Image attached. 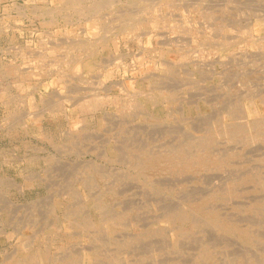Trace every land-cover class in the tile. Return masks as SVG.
Returning a JSON list of instances; mask_svg holds the SVG:
<instances>
[{"label": "rangeland", "instance_id": "rangeland-1", "mask_svg": "<svg viewBox=\"0 0 264 264\" xmlns=\"http://www.w3.org/2000/svg\"><path fill=\"white\" fill-rule=\"evenodd\" d=\"M0 60V264H264V0H0Z\"/></svg>", "mask_w": 264, "mask_h": 264}, {"label": "bare ground", "instance_id": "bare-ground-1", "mask_svg": "<svg viewBox=\"0 0 264 264\" xmlns=\"http://www.w3.org/2000/svg\"><path fill=\"white\" fill-rule=\"evenodd\" d=\"M96 1V0H95ZM100 1H102V0H100ZM99 2V1H98ZM168 6V5H167ZM168 8V7H167ZM57 9V8H56ZM168 10V9H167ZM173 10V9H172ZM170 11V10H169ZM165 12H167V11H165ZM18 13V12H17ZM46 13H47V11H46ZM49 13V12H48ZM21 14V13H20ZM22 15H24L23 13H22ZM192 17V16H191ZM258 20V19H257ZM174 23V22H173ZM172 23V24H173ZM262 23V22H261ZM175 25V24H174ZM178 25V24H177ZM169 27H170V24H169ZM252 28V27H251ZM255 28H256V26H255ZM191 30V29H190ZM253 31V30H252ZM260 33V32H259ZM188 34V33H187ZM154 36V35H153ZM245 36V35H244ZM258 36V35H257ZM250 38V37H249ZM152 39V38H151ZM200 39V38H199ZM226 39V38H225ZM256 39V38H255ZM201 40V39H200ZM253 41V40H252ZM216 44H218V43H216ZM227 45V44H226ZM216 46V45H215ZM218 46V45H217ZM248 46V45H247ZM212 47V46H211ZM217 49V48H216ZM224 49V48H223ZM263 49V48H262ZM221 51V50H220ZM226 51V50H225ZM254 51V50H253ZM230 52V51H229ZM17 54V53H16ZM19 54V53H18ZM15 55V54H14ZM225 55V54H224ZM16 56H19V55H16ZM223 56V55H222ZM18 58V57H17ZM21 58V57H20ZM25 58V57H24ZM22 59H23V57H22ZM30 59V58H29ZM2 60V59H1ZM0 60V61H1ZM4 60V59H3ZM2 60V61H3ZM20 62V61H19ZM5 63V62H4ZM16 63V62H15ZM2 64V63H1ZM10 63H8V65H9ZM12 65V64H11ZM95 65V64H94ZM7 66V65H6ZM16 66V65H15ZM10 67V66H9ZM23 67V66H22ZM34 67V66H33ZM117 67V66H116ZM4 68V67H3ZM7 68H8V66H7ZM21 68V67H20ZM26 68V67H25ZM15 69V68H14ZM14 69H13V71H14ZM24 69V68H23ZM33 70V69H32ZM5 71V70H4ZM19 71H21V70H19ZM23 71V70H22ZM21 71V72H22ZM36 71V70H35ZM39 71V70H38ZM37 71V72H38ZM6 72V71H5ZM34 72V71H33ZM4 73V72H3ZM3 73H1V74H3ZM16 73V72H15ZM36 73V72H35ZM86 73H87V71H86ZM17 74V73H16ZM23 74V73H22ZM23 75H25V74H23ZM27 76V75H26ZM16 77V76H15ZM15 77H13V78H15ZM17 77H19V76H17ZM17 80H19V79H17ZM21 80V79H20ZM25 80V79H24ZM144 83V82H143ZM5 85V84H4ZM14 86V85H13ZM27 86V85H26ZM3 87V86H2ZM1 87V88H2ZM4 87H6V86H4ZM3 87V88H4ZM15 87H16V85H15ZM61 87V86H60ZM8 88V87H7ZM33 88H34V86H33ZM144 89H146V88H144ZM4 90V89H3ZM36 90V89H35ZM161 90H163V89H161ZM160 90V91H161ZM165 90V89H164ZM149 91H150V89H149ZM154 91V90H153ZM166 91V90H165ZM170 90H168V92H169ZM145 92V91H144ZM150 92H152V91H150ZM32 93V92H31ZM141 93H143V92H141ZM149 93V92H148ZM147 93V94H148ZM154 93V92H153ZM144 94V93H143ZM146 94V93H145ZM147 94H146V96H147ZM150 94V93H149ZM163 94V93H162ZM172 94V93H171ZM15 96V95H14ZM145 96V95H144ZM154 96V95H153ZM153 96H149V98L151 97H153ZM158 96V95H157ZM163 96H164V94H163ZM26 97V96H25ZM165 97V96H164ZM14 98V97H13ZM146 98V97H145ZM159 98V97H158ZM17 99H19V97L17 98ZM24 99V98H23ZM155 99H157V98H155ZM163 99V98H162ZM166 99V98H165ZM172 99V98H171ZM175 99V98H174ZM253 99V98H252ZM251 99V100H252ZM148 100V99H147ZM152 100H153V98H152ZM158 100V99H157ZM170 100V99H169ZM249 100V99H248ZM24 101V100H23ZM22 101V102H23ZM26 101V100H25ZM159 101V100H158ZM174 101V100H173ZM11 102V101H10ZM17 102H18V100H17ZM21 102V103H22ZM137 102V101H136ZM139 102H141V101H139ZM172 102V101H171ZM246 102V101H245ZM250 102V101H249ZM252 102V101H251ZM18 103H20V102H18ZM149 103H151V102H149ZM156 103H158V102H156ZM7 104H9V103H7ZM133 104H135V103H133ZM137 104H138V102H137ZM159 104V103H158ZM21 105V104H20ZM19 105V106H20ZM142 105V104H141ZM148 105V104H147ZM154 105V104H153ZM185 105V104H184ZM134 106V105H133ZM137 106V105H136ZM162 105H160V107H161ZM28 107H30L29 105H28ZM35 107V106H34ZM46 107V106H45ZM139 107V106H138ZM154 107V106H153ZM171 107V106H170ZM185 107H186V105H185ZM189 107V106H188ZM231 107V106H230ZM248 107V106H247ZM5 108V107H4ZM20 108V107H19ZM22 108V107H21ZM49 108V107H48ZM53 108H54V106H53ZM141 108H142V106H141ZM162 108V107H161ZM184 108V107H183ZM243 108V107H242ZM253 108H254V106H253ZM135 109V108H134ZM227 109V108H226ZM232 109V108H231ZM230 109V110H231ZM238 109V108H237ZM239 109H240V107H239ZM248 109V108H247ZM255 109V108H254ZM253 109V110H254ZM13 110V109H12ZM15 110H16V108H15ZM47 111H48V109H46ZM243 110V109H242ZM259 110V109H258ZM14 111V110H13ZM50 111V110H49ZM167 111V110H166ZM244 111V110H243ZM249 111V110H248ZM17 112V111H16ZM152 112V111H151ZM162 112H163V110H162ZM161 112V113H162ZM229 112V111H228ZM158 113H160V112H158ZM167 113V112H166ZM169 113V112H168ZM171 113V112H170ZM169 113V114H170ZM189 113V112H188ZM243 113V112H242ZM245 113V112H244ZM251 113V112H250ZM168 114V115H169ZM228 114H230V113H228ZM227 114V115H228ZM234 114V113H233ZM239 114V113H238ZM241 114V113H240ZM260 114V113H259ZM251 115V114H250ZM162 116V115H161ZM243 116H245V115H242V117L241 118H243ZM12 117V116H11ZM169 117H170V115H169ZM239 117V116H238ZM246 117V116H245ZM250 117V116H249ZM252 117V116H251ZM5 118V117H4ZM14 118V117H13ZM259 118L261 119V117L259 116ZM161 119V118H160ZM172 119V118H171ZM229 119H231V117L229 118ZM235 120L237 119V118H234ZM240 119V118H239ZM245 118H243V120H244ZM264 119V118H263ZM19 120V119H18ZM25 120V119H24ZM163 120V119H162ZM223 120V119H222ZM246 120V119H245ZM252 120H254V119H252ZM251 120V121H252ZM258 120V119H257ZM20 121V120H19ZM218 121V120H217ZM238 121V120H237ZM250 121V120H249ZM248 121V122H249ZM6 122V121H5ZM256 122V121H255ZM263 122V121H262ZM261 122V123H262ZM17 123V122H16ZM30 123H31V121H30ZM222 123H224V122H222ZM235 123H237V122H235ZM243 123V122H242ZM258 123V122H257ZM260 123V124H261ZM6 124V123H5ZM15 124V123H14ZM21 124H25V123H21ZM233 124V123H232ZM253 124V123H252ZM19 125H20V123H19ZM226 125V124H225ZM224 125V126H225ZM236 125V124H235ZM241 125V124H240ZM246 125V124H245ZM244 125V126H245ZM255 125V124H254ZM20 126H22V125H20ZM227 126V125H226ZM231 126V125H230ZM229 126V127H230ZM233 126V125H232ZM238 126V125H237ZM256 126V125H255ZM255 126H252L253 128H255ZM264 126V125H263ZM1 127L3 128V126H1L0 125V130H1ZM10 127V126H9ZM257 127V126H256ZM36 128V127H35ZM228 128V127H227ZM243 128V127H242ZM247 128V127H246ZM260 128H262V127H260ZM7 129V128H6ZM212 129V128H211ZM217 129V128H216ZM246 131H250V130H247V129H245ZM215 131V130H214ZM255 131H256V129H255ZM3 132V131H2ZM32 132V131H31ZM37 132V131H36ZM39 132V131H38ZM213 132V131H212ZM230 132V131H229ZM228 132V133H229ZM235 133H238V132H234V134ZM259 133V132H258ZM261 133H263L264 134V132L263 131H261ZM220 134V133H219ZM229 134H231V133H229ZM260 134V133H259ZM37 135V134H36ZM211 135V134H210ZM213 135V134H212ZM216 135V134H215ZM231 135H233V132H232V134ZM255 135V134H254ZM262 135V134H261ZM218 136H220V135H218ZM229 136V135H228ZM210 137V136H209ZM225 137H227V136H225ZM232 137V136H231ZM255 137V136H254ZM219 138V137H218ZM229 138V137H228ZM242 138V137H241ZM241 138H240V140H241ZM244 138V137H243ZM246 138H247V136H246ZM46 139V138H45ZM205 139V138H204ZM221 139V138H220ZM236 139H238V138H236ZM245 139V138H244ZM255 139V138H254ZM233 140V139H232ZM195 141V140H194ZM208 141H210V140H208ZM202 142H203V140H202ZM205 142V141H204ZM207 142V141H206ZM78 143V142H77ZM195 143V142H194ZM207 144V143H206ZM211 144V143H210ZM17 145V144H16ZM20 145V144H19ZM192 145V144H191ZM207 146V145H206ZM206 146H204V148H206ZM147 149V148H146ZM185 149V148H184ZM148 150V149H147ZM200 150V149H199ZM178 151V150H177ZM183 151V150H182ZM228 151V150H227ZM234 151V150H233ZM123 152H125V151H123ZM201 152V151H200ZM182 153V152H181ZM144 154V153H143ZM156 154V153H155ZM166 154V153H165ZM164 154V155H165ZM168 154H170V152L168 153ZM201 154V153H200ZM149 154H147V156H148ZM163 155V154H162ZM163 155V156H164ZM167 155V154H166ZM211 155V154H210ZM210 155H208V157H210ZM223 155H225V154H223ZM135 156V155H134ZM139 156V155H138ZM143 156H145V154L143 155ZM151 156H155V155H151ZM150 156V157H151ZM161 156V155H160ZM162 156V157H163ZM169 156V155H168ZM228 156V155H227ZM231 156V155H230ZM156 157V156H155ZM174 157V156H173ZM135 158V157H134ZM133 158V159H134ZM142 158V157H141ZM157 158H159V157H157ZM169 158V157H168ZM167 158V159H168ZM171 158V157H170ZM179 159V158H178ZM144 160V159H143ZM147 160V159H146ZM146 160H145V162H146ZM174 160V159H173ZM210 160V159H209ZM136 161V160H135ZM147 161H149V160H147ZM155 161V160H154ZM161 161V160H160ZM164 161V160H163ZM166 161V160H165ZM205 161H206V159H205ZM149 162H151V161H149ZM175 162V161H174ZM173 162V163H174ZM204 162V161H203ZM206 162H208V161H206ZM130 163V162H129ZM157 164H158V161L156 162ZM166 163V162H165ZM189 163V162H188ZM202 163V162H201ZM212 163V162H211ZM217 163V162H216ZM139 164V163H138ZM140 164H142V162L140 163ZM145 164H148V163H145ZM154 164V163H153ZM161 164V163H160ZM176 164V163H175ZM198 164V163H197ZM94 165V164H93ZM168 165V164H167ZM177 165V164H176ZM175 165V166H176ZM201 165V164H200ZM144 165H142V167H143ZM148 166V165H147ZM151 166H152V162H151ZM161 167H158V168H161L162 170L164 169L163 168V166L162 165H160ZM169 166V165H168ZM179 166H180V164H179ZM193 166V165H192ZM198 167H199V165H198ZM135 168H136V166H135ZM140 168V167H139ZM144 168V167H143ZM146 168H149V167H146ZM150 168H152V167H150ZM195 168V167H194ZM197 168V167H196ZM154 169V168H153ZM161 169H160V172H161ZM143 170H145V169H143ZM89 171V170H88ZM136 171V170H135ZM155 171V170H154ZM156 171H157V169H156ZM166 171V170H165ZM168 171V170H167ZM164 172V171H163ZM87 173V172H86ZM91 173V172H90ZM159 173V172H158ZM86 175V174H85ZM89 175V174H88ZM132 175V174H131ZM141 175H143V174H141ZM145 175H146V172H145ZM153 175V174H152ZM92 176V175H91ZM86 177H90V175L89 176H86ZM92 177H94V176H92ZM92 177H91V180H92ZM140 177V176H139ZM146 177V176H145ZM144 178V177H143ZM147 178V177H146ZM94 180H95V178H93ZM100 179V178H99ZM85 180H87V179H85ZM88 181H89V178H88ZM90 182V181H89ZM92 182V181H91ZM156 182V181H155ZM84 183H86V182H84ZM90 184V183H89ZM83 185V184H82ZM84 186H86V188H87V184H84ZM95 186V185H94ZM81 187H83V186H81ZM88 188H89V186H88ZM90 189H91V184H90ZM90 189H89V191H90ZM68 192V191H67ZM80 192V191H79ZM87 192V191H86ZM80 194V193H79ZM108 194V193H107ZM114 194V193H113ZM117 194V193H116ZM87 196V195H86ZM109 196V195H108ZM112 196V195H111ZM74 197V196H73ZM90 197V196H89ZM93 197V196H92ZM92 197H90L89 198V200H91V198ZM101 197V196H100ZM95 198V197H94ZM97 199H99L98 197H97ZM88 200V201H89ZM203 200V199H202ZM95 201H97V200H95ZM94 201V202H95ZM99 201V200H98ZM105 201V200H104ZM186 201V200H185ZM190 201V200H189ZM208 201V200H207ZM101 202H103L102 200H101ZM108 202V201H107ZM98 203V202H97ZM149 203V202H148ZM186 203V202H185ZM193 203V202H192ZM92 204V203H91ZM105 204V203H104ZM190 204V203H189ZM61 205V204H60ZM94 205V204H93ZM92 205V206H93ZM96 205H99V203L98 204H95V206ZM130 206H131V204H129ZM210 205V204H209ZM57 206H58V204H57ZM101 206V205H100ZM150 206V205H149ZM194 206V205H193ZM202 206V205H201ZM60 207V206H59ZM94 207V206H93ZM127 207V206H126ZM159 207V206H158ZM169 206H167V208H168ZM173 207V206H172ZM210 207V206H209ZM61 208V207H60ZM97 208V207H96ZM98 208H100V207H98ZM104 208H106V207H104ZM112 208V207H111ZM123 208V207H122ZM181 208V207H180ZM95 209V208H94ZM100 209H102V207L100 208ZM104 209H102V211H103ZM187 210V209H186ZM189 210V209H188ZM91 212V211H90ZM98 212H99V210H98ZM101 212V211H100ZM106 212H104V214H105ZM167 213V212H166ZM178 213V212H177ZM200 213V212H199ZM205 213H207V212H205ZM107 214V213H106ZM167 214H169V213H167ZM202 214V213H201ZM102 215V214H101ZM108 215H110V214H108ZM188 215V214H187ZM210 215V214H209ZM70 216V215H69ZM103 216V215H102ZM107 216V215H106ZM190 216H191V214H190ZM189 216V217H190ZM214 216H217V215H214ZM220 216V215H219ZM112 217V216H111ZM114 217H115V215H114ZM126 217V216H125ZM163 217V216H162ZM170 217V216H169ZM175 217H176V214H175ZM192 217V216H191ZM195 217V216H194ZM208 217V216H207ZM67 218H68V216H67ZM103 218V217H102ZM167 218V217H166ZM172 218V217H171ZM213 218V217H212ZM211 218V219H212ZM117 219V218H116ZM177 219V218H176ZM187 219V218H186ZM189 219V218H188ZM208 219V218H207ZM125 220V219H124ZM178 220V219H177ZM190 220V219H189ZM202 220V219H201ZM213 220H215L216 221V219H213ZM221 220V219H220ZM223 220H225V219H223ZM181 221V220H180ZM196 221H197V219H196ZM170 222H172V221H170ZM176 222V221H175ZM182 222H184V221H182ZM187 222V221H186ZM199 222H200V220H199ZM225 223H227V222H225ZM183 224V223H182ZM196 224V223H195ZM223 224V223H222ZM231 224H233V223H231ZM121 225V224H120ZM162 225V224H161ZM168 225V224H167ZM173 225V224H172ZM190 225V227H192L191 226V224H189ZM119 226V225H118ZM224 226H227V225H223V227H221V228H224ZM121 227V226H120ZM174 227V226H173ZM172 227V228H173ZM175 227H177V225L175 226ZM181 227V226H180ZM184 227H185V224H184ZM183 227V228H184ZM190 227H189V229H190ZM196 227H198V225H196ZM113 228V227H112ZM199 228V227H198ZM200 228H201V226H200ZM231 228V227H230ZM58 229V228H57ZM169 229H171V228H169ZM168 229V230H169ZM175 229V228H174ZM181 229V228H180ZM186 229V228H185ZM184 229V230H185ZM202 229V228H201ZM233 229V228H232ZM237 229V228H236ZM240 229V228H239ZM244 230H246L245 228H243ZM117 230V229H116ZM167 230V231H168ZM172 230V229H171ZM187 230V229H186ZM220 230V229H219ZM174 231V230H173ZM202 231V230H201ZM204 231V230H203ZM222 231H224V230H222ZM234 231V230H233ZM236 232V231H235ZM217 233V232H216ZM182 234V233H181ZM194 234V233H193ZM192 234V235H193ZM198 234V233H197ZM247 234V233H246ZM245 234V235H246ZM251 234V233H250ZM175 235V234H174ZM182 236H183V234H182ZM185 236V235H184ZM204 236V235H203ZM180 237V236H179ZM239 238H241V237H239ZM245 238V237H244ZM247 238V237H246ZM32 239V238H31ZM105 239V238H104ZM104 239H102V240H104ZM134 239V238H133ZM241 239H243V238H241ZM248 239V238H247ZM180 240V239H179ZM249 240V239H248ZM132 241V240H131ZM204 241V240H203ZM207 241V240H206ZM109 242V241H108ZM185 242V241H184ZM205 242V241H204ZM209 242V241H208ZM126 243H128V242H126ZM130 243V242H129ZM196 243V242H195ZM210 243V242H209ZM146 244V243H145ZM150 244V243H149ZM169 244H171V242L169 243ZM188 244V243H187ZM205 244V243H204ZM212 244V243H211ZM120 245V244H119ZM201 245V244H200ZM170 246V245H169ZM168 246V247H169ZM126 247H127V244H126ZM130 247V246H129ZM132 247V246H131ZM161 247V246H160ZM179 247V246H178ZM181 247V246H180ZM95 248H96V246H95ZM101 248V247H100ZM104 248V247H103ZM108 248V247H107ZM156 248V247H155ZM200 248V247H199ZM47 249V248H46ZM44 250V249H43ZM177 251H178V249H176ZM179 250H180V248H179ZM199 250V249H198ZM210 251H211V248L209 249ZM47 251V250H46ZM91 251V250H90ZM93 251V250H92ZM144 251V250H143ZM203 251V250H202ZM201 251V252H202ZM48 252V251H47ZM106 252V251H105ZM104 252V253H105ZM153 252V251H152ZM159 252H161V251H159ZM41 252H38V254H40ZM45 253V252H44ZM156 253V252H155ZM47 254V253H46ZM208 254V253H207ZM48 255V254H47ZM49 255H50V253H49ZM95 255V254H94ZM109 255V254H108ZM120 255V254H119ZM204 255V254H203ZM211 255V254H210ZM209 255V257L211 258V256ZM111 256V255H110ZM40 257H42V255L40 256ZM53 257H54V255H53ZM115 257V256H114ZM157 257V256H156ZM199 257V256H198ZM36 258V257H35ZM50 258H51V256H50ZM102 258V257H101ZM116 258H120V256L119 257H116ZM154 258H155V256H154ZM165 258V257H164ZM174 258V257H173ZM33 259H34V257H30V258H28V259H25V260H22V258H19V259H12V260H10L9 261V263L8 264H13L14 263V261L18 264H32V262H33ZM38 259V258H37ZM42 259V258H41ZM56 259V258H55ZM84 259V258H83ZM161 259V258H160ZM159 259V260H160ZM170 259H171V257H170ZM198 259H200V258H198ZM203 259H205L206 260V258L205 257H203ZM53 260H54V258H53ZM98 260V259H97ZM101 260V259H100ZM109 260V259H108ZM117 260V259H116ZM122 260V259H121ZM208 260V259H207ZM18 261V262H17ZM39 261V260H38ZM41 261V260H40ZM48 261V260H47ZM56 261V260H55ZM153 261H157V259H155V260H153ZM165 261H167V260H165ZM170 261V260H169ZM230 261H231V259H230ZM239 261V260H238ZM106 262V261H105ZM151 262V261H150ZM159 262V261H158ZM34 263V262H33ZM107 263V262H106ZM105 263V264H106ZM109 263V262H108ZM124 263H126V262H124ZM161 262H159L158 264H160ZM162 263H164V261L162 262ZM232 263H234V262H232ZM236 263V262H235ZM255 263V262H254ZM53 264H54V262H53ZM59 264V263H58ZM110 264V263H109ZM121 264V263H120ZM171 264V263H170ZM237 264V263H236Z\"/></svg>", "mask_w": 264, "mask_h": 264}]
</instances>
